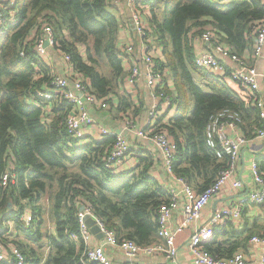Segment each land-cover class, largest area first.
<instances>
[{"label": "trees", "instance_id": "trees-1", "mask_svg": "<svg viewBox=\"0 0 264 264\" xmlns=\"http://www.w3.org/2000/svg\"><path fill=\"white\" fill-rule=\"evenodd\" d=\"M144 7L148 35L164 57L156 60V68L171 74L173 85L163 77L170 115L163 112L152 133L163 131L173 140V173L202 192L230 162L228 155H216L217 140L213 147L208 144L205 130L212 117L235 113L238 120L233 121L247 140L264 127V118L228 73L216 76L196 66L195 39L211 26L244 57L252 52L256 27L264 23V8L260 0H148ZM15 9L14 22L0 39V243L16 247L24 264H97L83 254L81 206L120 240L157 241L159 208L169 202V193L153 175L158 165L152 151L142 148L138 156L130 148L135 166L113 168L109 156L115 135L73 138L65 126L71 104L37 95L50 89L54 69L29 44L25 55L19 54L46 13L57 48L69 55L74 72L92 94L105 99V109L113 107L126 118L138 113L124 86L128 70L119 31L127 17L119 16L114 0H16ZM6 171L10 180L3 186ZM253 235L264 236V218L241 229L227 220L214 227L204 249L227 258L243 250Z\"/></svg>", "mask_w": 264, "mask_h": 264}, {"label": "built area", "instance_id": "built-area-1", "mask_svg": "<svg viewBox=\"0 0 264 264\" xmlns=\"http://www.w3.org/2000/svg\"><path fill=\"white\" fill-rule=\"evenodd\" d=\"M148 0H126L129 6L130 23L126 22L123 27V33L130 28L134 29V37L125 39L120 45L124 51V62L131 61L126 82L135 84L141 76L140 66L135 62L138 59L145 71L144 79L146 86L151 95L157 99L153 102L145 116L142 128H135L137 136L144 137L154 131L152 126L163 114L162 109L159 110L158 101H164L170 106V97L164 91L163 74L156 68V60L154 53L148 48L146 43L148 28L145 20L144 2ZM118 5L120 0H114ZM264 8V0H260ZM16 0H0V38L6 33L10 24L9 20L15 14ZM39 27H34L30 37L24 39V47L20 51V55H25V45H31L46 64H48L49 49L59 53L61 58L67 64L64 74L54 73L50 82V89L38 92L37 95L44 98L58 96L71 104L69 113L65 118V126L68 133L75 139H82L87 136H107L115 135L112 151L109 161L112 167L120 171L126 159L130 155V143L121 132L112 130L108 125L98 122L90 113L89 109H105L107 104L105 99L98 98L88 90V82L81 74L74 72L68 54L61 52L56 45V37L54 30L48 21V15L43 13L39 18ZM121 30V31H122ZM140 40V41H139ZM202 47L195 50V64L198 67L206 69L209 73L216 76H224L228 73L232 81L240 84L244 92L249 95L252 105L260 110V116L264 118V97L260 90V82L258 77L261 76L257 69L246 61L245 57L238 56L232 49L221 41L213 27L207 26L199 36ZM140 43L139 50L136 49V43ZM253 57H263L264 59V23L256 27L255 40L252 48ZM233 119L238 120L235 113L218 112L212 117L205 133L208 144L213 147L215 140L220 148L216 151V155L226 154L229 156L230 162L217 177L215 182L202 192H197L186 180L178 177L173 173L172 165L176 157V144L163 131H157L149 136L156 146V150L161 155V167L164 176L171 179L172 185L163 184L165 190L169 193V202L160 206L158 214V240L146 245H139L132 240H120L114 232L108 229L105 224L92 215L88 208H84L79 213L80 235L84 244V256L87 261L96 262L97 264H111L110 259L104 251V245H109L119 250L129 261L125 264H141L138 263L139 256H155L160 255L164 261L160 264H178L177 260V238L184 236L188 241V250L191 255L193 264H246L250 258L264 264V236L253 235L249 239V243L255 248V253L248 254L244 250L236 251L227 258H216L209 255L204 249V244L210 242L213 237L214 227L227 220L232 221L235 225L239 223L244 207L247 205L261 206L264 204V176L258 171L257 162L251 163V175L255 188L246 196H242L239 202L234 204L223 205L209 215L207 220L200 222L202 210L215 197L220 196L226 189L232 193H239L243 189L242 180L235 174L237 160L241 153V147L248 142L244 138L242 131L237 127ZM135 120L130 116L123 118V127H136ZM237 132V136L233 138L229 131ZM254 138H264V127L257 132ZM215 139V140H214ZM9 172L6 171L2 176V185L7 186ZM175 212H180L178 222L173 225L172 217ZM90 215L99 227L102 234L101 244H94L92 234L86 225L84 215ZM25 222L30 220L29 215L23 216ZM10 225V224H9ZM190 229V230H189ZM185 240V241H186ZM249 257H248V256ZM11 257L13 260L11 261ZM0 261L12 264H24L23 256L20 251L13 246L4 247L0 243Z\"/></svg>", "mask_w": 264, "mask_h": 264}, {"label": "crops", "instance_id": "crops-1", "mask_svg": "<svg viewBox=\"0 0 264 264\" xmlns=\"http://www.w3.org/2000/svg\"><path fill=\"white\" fill-rule=\"evenodd\" d=\"M127 17V21L129 20V12L125 14V18ZM126 21V22H127ZM129 24V22H127ZM134 29L130 26L129 29H127L123 33L124 39H128L131 37H134L133 33ZM140 41V40H139ZM136 43V49L140 47L139 42ZM146 43L148 45V48L151 49L154 53L155 60L158 61H164V57L162 55V51L159 48V46L155 43L154 39L152 37H148L146 40ZM202 47V44L200 43L199 37L195 39L194 43V48L195 50L199 49ZM84 55V54H83ZM248 61V63L252 66H254L259 74L261 76L258 77L259 82H260V90L262 93V96L264 97V59L263 57H253L251 51H246L245 54L243 55ZM48 65L54 69L56 73L59 74H64L65 68L67 64L64 62V60L59 56L56 52L52 51L49 49L48 52ZM135 62L137 65L140 66V71H141V76L140 78L136 81L134 84L133 88H129L127 85V82L125 83L124 86H126V89L128 93L131 95L133 101H134V106L136 105L138 107V113L132 112L129 114L133 120H135V126L136 127H128L124 128L123 127V118L121 117L122 114L119 112L117 115V111L115 108H109L104 109V110H94L92 108L89 109L90 113L95 117V119L98 122H102L105 125H108L112 130H115L116 132H121L123 136L128 140L130 143V148L135 149L138 151V156L140 155L139 152L145 148L149 149L152 151L154 160H157L156 165L157 169L154 172V176L158 178L160 183L163 185L169 184L172 185L171 179L167 176H164V172L161 167V155L158 150H156V146L153 143L152 140L149 138H143L140 136L136 135L135 128H142L144 125L145 121V116L148 111V108L150 105L157 101L152 95L148 87L146 86V82L144 79L145 71L143 69V66L140 62L139 58V52H138V59L136 58ZM125 63V68L129 71V67L131 66V61L124 62ZM159 68V67H158ZM127 71V74H128ZM169 72V71H168ZM164 73V74H163ZM163 77L167 76L165 71L162 72ZM169 74V73H168ZM127 78V77H126ZM169 87L172 88V76L171 74L167 76ZM199 80V78H196ZM126 80V79H125ZM237 88V85H236ZM125 89V90H126ZM115 105L114 107H117V99H114ZM158 104H160L162 112H165L167 110V114H169V105L166 103H160L158 101ZM171 113V111H170ZM230 136L235 138L237 136V132L230 130L229 131ZM94 136H96L94 134ZM129 155V157L126 159L124 162L122 169H131L135 166L137 163V158L136 154ZM253 161L257 162V167L258 171L261 173L262 176H264V138H253L249 139L246 144H244L241 147V153L238 157L237 160V166H236V172L235 174L242 180L243 183V189L239 193H232L230 190L226 189L223 194L220 196H215L209 204L202 210V215H201V220L200 222H204L207 220L210 214H212L216 209L220 208L223 205H228V204H234L236 202H239L242 196L246 197L254 188L255 185L252 180V175H251V163ZM120 169V170H122ZM243 198V197H242ZM180 212H175L173 217H172V224L175 225L178 220H179ZM264 218V205L263 206H257V205H247L245 209L243 210L242 216L240 218V221L237 226L238 228H242L243 226L251 225L255 222L262 223ZM190 230V229H189ZM92 234V233H91ZM184 238V236H179L177 238V243H178V248H177V260L178 264H193V261L191 259V255L188 250V241ZM92 241L94 244H101L102 240L100 237H98L95 234H92ZM247 246L243 248L246 254L250 256V254L255 253V248L249 243V241L246 244ZM104 251L107 254L108 258L111 261V264H125L129 261L127 257H125L119 250L109 246V245H104ZM247 255V256H248ZM248 256V257H249ZM138 263L141 264H160L161 262L164 261V258L160 255H155V256H139L137 258ZM246 264H263L259 263L252 258L248 260Z\"/></svg>", "mask_w": 264, "mask_h": 264}, {"label": "rangeland", "instance_id": "rangeland-1", "mask_svg": "<svg viewBox=\"0 0 264 264\" xmlns=\"http://www.w3.org/2000/svg\"><path fill=\"white\" fill-rule=\"evenodd\" d=\"M116 8H117V10H118V12H119V16L120 17H124L125 16V14L127 13V12H129V6L127 5V2H126V0H120V4L118 5V3L116 4ZM116 15H117V12L115 13ZM147 15H149V11L146 9V11H145V16H147ZM9 22L11 23V22H14V19H10L9 20ZM127 22H129L130 23V12H129V20L127 21ZM119 33H120V40H121V42H125V39H124V37H123V30L121 31H119ZM1 39V38H0ZM49 66V65H48ZM130 71V70H129ZM127 85L129 86V88H133V86H134V83L133 84H128V82H127ZM102 110V109H101Z\"/></svg>", "mask_w": 264, "mask_h": 264}, {"label": "water", "instance_id": "water-1", "mask_svg": "<svg viewBox=\"0 0 264 264\" xmlns=\"http://www.w3.org/2000/svg\"><path fill=\"white\" fill-rule=\"evenodd\" d=\"M83 210H84V207L81 206L79 211L82 212ZM84 220H85L86 225L89 227L90 232L92 234L97 235L98 237L102 239V234L99 231V227L96 224V221L90 215H86V214L84 215Z\"/></svg>", "mask_w": 264, "mask_h": 264}]
</instances>
